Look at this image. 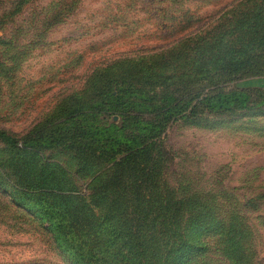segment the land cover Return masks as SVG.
Segmentation results:
<instances>
[{
  "label": "rangeland",
  "instance_id": "rangeland-1",
  "mask_svg": "<svg viewBox=\"0 0 264 264\" xmlns=\"http://www.w3.org/2000/svg\"><path fill=\"white\" fill-rule=\"evenodd\" d=\"M252 10L260 11L252 27L236 29L231 39L248 34L264 50V0H0V131L21 145L69 97L86 100L103 89L101 75L170 73L164 58L173 62L176 51L188 52L208 35L213 41L218 27L233 28L235 16L249 17ZM214 79L184 73L168 81L167 91L183 99L237 90L255 106L209 113L193 101L196 116L172 120L161 135L159 182L176 199L197 201L208 216L229 222L239 216L253 264H264V70L246 71L232 82ZM38 154L41 162L74 173L72 154ZM34 158L0 143V264H71L52 243L48 224L39 223L27 205L31 200L19 179L32 175L36 183ZM67 178L53 187L67 182L88 194V180ZM40 183L34 187L42 191ZM194 212L191 206L183 216ZM209 256L194 264H226Z\"/></svg>",
  "mask_w": 264,
  "mask_h": 264
},
{
  "label": "trees",
  "instance_id": "trees-1",
  "mask_svg": "<svg viewBox=\"0 0 264 264\" xmlns=\"http://www.w3.org/2000/svg\"><path fill=\"white\" fill-rule=\"evenodd\" d=\"M259 13L237 15L235 27H218L211 34L213 41L208 35L190 51H176L173 62L164 58L170 73L119 79L101 75L103 89L86 100L69 97L25 135L21 145L0 131L2 145L35 157L40 170L36 183L32 175L19 179L31 200L27 205L36 209L39 223L48 224L52 243L71 264H194L209 255L226 264H253L239 216L236 222L208 216L197 201L173 197L161 187L159 176L164 163L161 135L172 120L196 116L190 107L193 101L199 99L200 111L209 113L255 106L248 93L237 90L181 99L167 88L168 81L184 73L198 81L232 82L246 71H263L264 61H258L264 50L253 38L247 34L231 39L236 29L249 30L252 17ZM46 150L72 154L74 173L52 161L41 162L37 155ZM70 175L88 180L87 195L75 192L67 182L53 187ZM38 183L42 191L34 187ZM191 206L195 212L186 219L183 213Z\"/></svg>",
  "mask_w": 264,
  "mask_h": 264
}]
</instances>
